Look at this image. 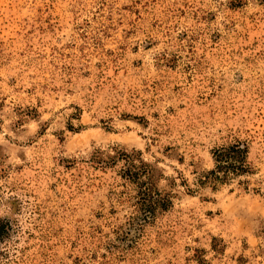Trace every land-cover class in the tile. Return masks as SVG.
I'll list each match as a JSON object with an SVG mask.
<instances>
[{"label": "rangeland", "instance_id": "374dc122", "mask_svg": "<svg viewBox=\"0 0 264 264\" xmlns=\"http://www.w3.org/2000/svg\"><path fill=\"white\" fill-rule=\"evenodd\" d=\"M0 264H264V0H0Z\"/></svg>", "mask_w": 264, "mask_h": 264}, {"label": "trees", "instance_id": "16d2710c", "mask_svg": "<svg viewBox=\"0 0 264 264\" xmlns=\"http://www.w3.org/2000/svg\"><path fill=\"white\" fill-rule=\"evenodd\" d=\"M247 144L244 141L222 145L213 149L214 167L203 174L199 184L227 183L231 179L250 173L251 169L246 162ZM105 159L97 161L98 164L115 165L123 162L122 177L126 178L136 189V204L138 208L149 216L158 211L166 210L170 200L166 194H162L152 179V168L140 157V152L128 153L115 151L108 154Z\"/></svg>", "mask_w": 264, "mask_h": 264}]
</instances>
